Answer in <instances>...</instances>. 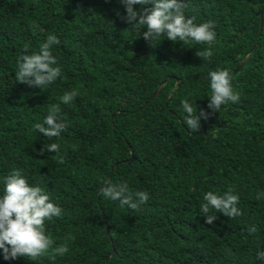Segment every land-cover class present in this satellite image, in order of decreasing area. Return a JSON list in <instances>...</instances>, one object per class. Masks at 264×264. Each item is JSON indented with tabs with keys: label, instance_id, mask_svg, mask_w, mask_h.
<instances>
[{
	"label": "trees",
	"instance_id": "16d2710c",
	"mask_svg": "<svg viewBox=\"0 0 264 264\" xmlns=\"http://www.w3.org/2000/svg\"><path fill=\"white\" fill-rule=\"evenodd\" d=\"M185 5L196 23L214 22L212 45L152 46L120 0H0V177L20 168L43 186L63 209L47 234L70 247L54 260L0 255V264H264V0ZM48 34L61 41L62 77L45 89L17 81V56L38 52ZM209 47L211 58L197 55ZM218 68L240 99L212 111L208 73ZM71 90L79 95L61 104L62 138L36 132ZM185 99L209 114L196 131L183 123ZM108 181L150 199L121 207L100 194ZM229 189L243 214L208 224L204 194Z\"/></svg>",
	"mask_w": 264,
	"mask_h": 264
},
{
	"label": "clouds",
	"instance_id": "9594fccd",
	"mask_svg": "<svg viewBox=\"0 0 264 264\" xmlns=\"http://www.w3.org/2000/svg\"><path fill=\"white\" fill-rule=\"evenodd\" d=\"M126 15L123 17L134 25V31L146 28L142 32L143 38L152 46H156L164 38L184 44L212 45L216 40L215 24L212 21L196 23L195 17L185 15V0H120ZM151 5L152 7H145ZM139 6V7H137ZM38 30L39 25H33ZM61 41L56 34H48L39 45V51L34 53L25 51L16 58L15 79L21 83L39 89H45L62 77L63 68L53 55L54 46ZM197 55L209 59L213 55L211 47L198 50ZM211 95L208 108L212 111L220 110L221 106L229 102L236 103L240 96L234 90L232 74L227 69L218 68L208 73ZM79 95L78 90L66 91L60 97V103H54L48 109V114L42 122L34 124V130L49 138H62L69 125L64 117L61 104L69 105ZM183 123L188 129L196 131L200 127L201 119L208 118V112L193 106L189 100L181 101ZM75 148V146H73ZM51 153L59 154L60 142H51L45 147ZM43 151V149L41 150ZM62 162V160H61ZM100 194L112 201H119L121 207L132 209L145 204L149 199L146 191H130L127 183H105ZM264 198L258 195L257 199ZM239 195L234 189L223 194L208 191L204 194L200 211L205 215L206 222L212 224L217 213L235 218L243 213L238 207ZM63 209L55 203L50 193L40 184L29 181L24 171L13 168L0 177V255L4 260H15L28 257L39 260L41 257L56 259L70 253V247L65 240L58 246L54 239L47 234L46 222L54 217H61ZM251 232H255L253 227ZM257 260L264 261V251L257 252Z\"/></svg>",
	"mask_w": 264,
	"mask_h": 264
}]
</instances>
